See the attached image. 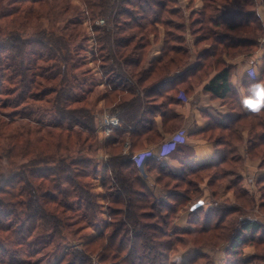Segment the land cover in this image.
Segmentation results:
<instances>
[{
  "label": "trees",
  "instance_id": "trees-1",
  "mask_svg": "<svg viewBox=\"0 0 264 264\" xmlns=\"http://www.w3.org/2000/svg\"><path fill=\"white\" fill-rule=\"evenodd\" d=\"M79 1L85 7L88 16H91L94 21L101 18H114L116 23L120 24L118 18L124 16L131 18L132 13L133 17L127 31H123L120 25L116 27L115 31L105 26H97L93 29L100 54L99 57L94 58V61L101 62L100 69L104 71L109 82L103 96V107L109 111L110 116L117 117L123 126L121 129L115 130L104 145L108 156L105 161V177L102 183L103 189L106 190L104 201L107 203L108 210L105 226L97 236L82 245L80 252L78 249L72 250L73 253H68L58 264H93L92 254L94 255L98 251L102 254L99 255L101 264H156V262L160 263L159 258L161 260L173 249L186 245L187 238L191 243L197 244L200 243L199 240L202 237H205V241L208 243L214 238H219V235L225 231H229L228 239L234 236L228 254L235 259V264H255L254 261H246L243 257V250L247 247H254L257 253L264 258V223L247 219V211L255 207V199L243 190L240 184L236 183L232 186L236 206L217 205L207 213L198 210L194 214L196 219L193 221L194 225L192 224L193 229H175L173 233H170L174 221L169 220L168 215L161 223L150 222L154 221L156 217L147 211V200L149 198L155 203L158 201L143 179L139 177V169L134 161V154L139 152L145 142H159L162 139L155 122V117L161 113L160 108L156 107L157 104L161 103L162 107L165 106L168 109V104L173 103L181 92L187 94L192 85H198L207 80L214 68L217 70V74L205 86V91L213 99L231 105L237 113L234 126L225 127L218 139L227 147L240 142V132L249 129L259 137L254 144L249 146L248 155L252 159H264V108L259 113H254L250 109L248 113L243 112L242 103L234 92L230 81L232 67L229 65L234 56L251 51L257 45L255 39L262 25L261 16L258 14L260 1L203 0V9L191 13L187 22L184 11L177 7L178 0H120L126 7L120 5L119 10H116L117 0ZM0 4V21H6L22 28L29 21L39 18L38 13L45 8L47 3L43 0H14L2 5L3 0H0ZM192 4L193 0H190V6ZM261 4L264 6V2ZM168 16L170 18H167ZM158 26L165 29L164 48L161 57L148 66L146 58H148L151 47L150 38L158 37ZM129 31L133 33L119 37L123 32ZM187 34L195 38L198 37L196 45L208 47L198 58L197 64L189 69L187 66L191 61L192 54L187 49L185 39ZM54 35L51 37H55ZM74 36L65 34V36L54 39L56 53L61 56L64 52L66 53L65 57L58 58V60L63 59L64 68H68L70 65L71 50L69 46L78 37ZM18 38L15 40L21 46L19 51V55H21L22 49L24 51L26 47ZM52 60L54 59L43 60L40 56L37 58V61L43 62ZM37 61L33 64H26L25 59L15 56L9 64L5 60L0 61L1 70H12V74H14L12 79H5V83L14 88H6L3 85V88L0 89V95L9 98L7 103L1 104V108L3 110L13 109V115L0 116V137L5 136L4 140L8 142L6 153L14 160L24 157L35 144L39 145L44 140H47L52 149L56 146L62 149L64 142H66V144L64 143L66 150L70 146L69 136L66 141L62 142V134L57 135L53 132L48 133L46 138H42L40 142H32L30 139L27 142L26 136L29 137L32 132L27 133L21 126H16L15 121L18 118H23L21 107L24 110V106L29 100L38 102L41 98L39 91L41 85L40 82H36V79L40 78V70H43V67H40ZM55 72H57V78L59 77L61 80L60 88L74 79L70 78L66 71L59 72L57 70ZM179 72L181 75L170 81L169 78ZM48 78L50 77H46V80ZM263 81L264 73L259 80L251 77L247 87L250 94L248 99L254 96L256 86ZM65 90L63 89V92L57 95V107H59L60 113L65 115V120H69L81 129L87 135L88 140L95 143L98 138L99 117L104 110L94 113L91 109L92 99L90 96L73 100L65 97L63 101ZM11 99L13 100L11 101ZM65 104L75 107L63 110L62 106ZM166 115L167 112H165L164 118ZM167 117L168 119L172 117L171 113ZM166 118L165 123H167ZM128 126L133 127L134 130L129 131ZM228 130L231 132L227 135ZM76 137L80 139V135H76ZM127 138L130 139L131 149L130 154L124 156L123 147ZM90 148L93 149V147ZM234 165L235 161L227 156L216 166L186 170L182 176H178L172 174L157 159H152L147 163L148 169L159 175L158 183L162 187L171 189V185L174 184L176 185L174 188L182 190L181 193L174 196L175 199H173V195L169 196L172 204L174 202L180 205L189 204L193 200L187 194L197 192V185L203 182V174L211 173L212 182L220 189L223 187L222 183L227 182ZM82 175L85 178L88 177L87 172ZM67 182H71L72 193L65 189L63 193L61 191V194L68 196L74 193L77 195L76 205L65 203L61 208L72 212L81 210L83 207L92 212H95L97 208L100 209L99 203L94 201L96 195L86 192L88 185L85 186L75 180ZM259 185L262 198H264V179L260 181ZM30 188L32 189L33 186ZM39 188L43 189L41 186ZM2 194H4V189L0 187V196ZM47 194H51V192L47 190L42 195L40 194L41 198L45 199ZM40 195H37V201ZM52 203H55V200H52ZM163 208L169 216L174 210L169 207ZM34 209L41 214L44 210L40 204L35 205ZM259 211L264 214V202L260 205ZM232 216H237V219L228 225V219ZM241 219L246 221L240 223ZM12 227L0 221V232H11ZM20 236L23 238V235ZM157 246L163 250H158ZM258 260L261 261V259Z\"/></svg>",
  "mask_w": 264,
  "mask_h": 264
},
{
  "label": "rangeland",
  "instance_id": "rangeland-1",
  "mask_svg": "<svg viewBox=\"0 0 264 264\" xmlns=\"http://www.w3.org/2000/svg\"><path fill=\"white\" fill-rule=\"evenodd\" d=\"M10 1L14 0H3L2 5H6ZM43 1L47 4L38 13L39 18L29 21L22 28L6 21H0V61L5 60L9 64L14 60V56L25 59L26 64H33L37 61L38 56L42 57L43 60L54 59L48 62L37 61V64L43 67V70H40V78L36 79V82H40L41 85L39 88L41 98L38 102L29 100L24 106V110L21 107L23 118H18L15 123L16 126L24 128L27 133L32 132V135L26 136L27 142L29 139L32 142H40L42 138H46L48 133L53 132L57 135L62 134V142L66 141L67 136H69L70 146L66 150V142H64L62 149L57 148V146L52 149L47 140H44L39 145L35 144L24 157L14 160L6 153L8 142L4 140L5 136L0 137V187L4 189V194L0 196V221L5 225L13 226L11 232H0V264H58L68 253H73L72 250L78 249L80 252L82 245L97 236L108 219L107 203L104 201L106 190L102 187L105 177V160L103 159L108 157L104 147L105 142L98 134L95 143L88 140L87 135L81 129L69 120H65V115L60 113L59 107H57V95L66 89L62 98L63 101L65 97L73 100L90 96L92 99L90 102L91 109L94 113L98 111L100 113L103 109V113L110 114L104 107L100 108L109 82L108 77L103 73L104 71L100 69L101 62L94 61V58L99 57L100 54L93 29L97 26H105L115 31L116 27L120 25L123 31H127L128 25L132 22L133 13L131 18L126 16L118 18L120 24L116 23L114 18H101L94 21L91 16H88L85 7L79 0ZM178 1L177 7L185 13L187 10L182 8L185 2L183 0ZM120 5L126 7L120 0H117L116 10H119ZM185 16L187 22L188 14ZM100 21H104V23L100 24ZM175 21L178 23L177 20ZM130 33L133 32H123L119 37H125ZM53 34L55 37L52 38ZM65 34L78 36L69 46L71 56L69 57L70 65L68 68H64L63 59L58 60L62 56L65 57L66 53L64 52L61 56L54 49V39L65 36ZM18 37L26 47L24 51L22 49L21 55H19L21 46L15 40ZM57 70L59 72L66 71L68 76L75 80L71 79L60 88L61 80L59 77L57 78V72H55ZM13 77L12 70L0 69V89L3 88V85L13 89V86L5 83V79L9 80ZM46 77L50 78L46 80ZM8 99L7 96L0 95V116L4 114L13 115L12 108L7 110L1 108V104L7 103ZM63 101L61 102L63 103ZM70 107L72 106L65 104L62 109L68 110ZM76 135H80V139H77ZM86 172L87 178L82 175ZM209 175L208 173L203 174L202 181L211 179ZM71 180L85 186L88 185L86 192L96 195L95 197L93 195L95 198L93 200L99 203L100 209L97 208V211L92 212L83 207L81 210L72 212L61 208L65 203L76 205L77 195L74 193L68 196L61 194V191L63 193L65 189L72 193L71 182H67ZM226 183H222L223 186ZM30 186L33 188L31 189ZM40 186L43 189L39 188ZM171 186L172 197L181 193V189L174 188L176 185L172 184ZM47 190L51 194H47L45 199L41 198V195ZM37 195H40L38 201ZM199 195L198 192L187 194L193 200ZM52 200H55V203H52ZM261 200L264 201L262 193ZM39 204L44 208L42 214L34 209L35 205ZM146 204L148 205L147 211L156 217L154 221H148L161 223L166 219V215H168L169 220L174 221L170 233H173L175 229H180L175 226V221L182 213L184 214L189 205L188 203L180 205L174 202L172 204L170 199L167 202L155 203L149 198ZM222 205L232 207L230 203L226 202ZM162 206L174 209L170 216L166 214ZM84 217L86 218L84 219ZM195 219L194 214L190 216L188 220L190 225L187 229L194 228L192 224L194 225ZM235 219L237 216L230 217L227 224H232L231 222ZM21 227L23 228L21 229ZM20 235H23V238ZM228 238L229 231H225L219 235V238H214L208 243H206L205 237H202L199 240L200 243L197 244L191 243L187 238L186 245L173 249L161 260L159 258L160 263L156 262V264H220L214 257L205 254L198 256L195 251L203 249L218 252L217 250L221 245L228 244ZM157 249L163 250L160 246H157ZM187 249L189 252L185 256L179 255ZM76 254L78 255L77 251ZM99 255H102L99 251L94 255L92 254L93 264L100 262ZM202 255L203 257H201ZM224 257H226L224 264L236 263L230 254L227 253L225 256L222 253L221 259Z\"/></svg>",
  "mask_w": 264,
  "mask_h": 264
},
{
  "label": "crops",
  "instance_id": "crops-1",
  "mask_svg": "<svg viewBox=\"0 0 264 264\" xmlns=\"http://www.w3.org/2000/svg\"><path fill=\"white\" fill-rule=\"evenodd\" d=\"M185 14L188 16L193 12H198L203 9V0H193L192 6H190V0H183ZM258 1V0H257ZM260 6L258 7V14L261 16L262 25L255 39L257 44L251 49V51L240 53L231 59L229 65L232 67L231 72V84L234 92L239 97L242 103V110L244 113H248L249 108L245 105V100L248 99L249 93L247 90L251 77L255 80L261 79L264 73V6L261 4L264 0H259ZM224 10V9H223ZM223 12V11H222ZM225 12V11H224ZM223 12V13H224ZM158 37L152 36L150 38L151 47L148 53L147 65L149 66L155 60L161 57L162 50L164 48L165 29L158 26ZM187 42V49L192 54L191 61L187 68L194 67L198 58L204 50L208 47L206 45H196L198 37H192L190 34L185 36ZM217 74V70L214 68L210 77L204 82L198 85H192L187 94L181 92L179 97L171 104H168V109L162 107L161 103L157 104L161 113L155 117V122L162 139L159 142L144 143V146L139 149L145 151L152 149L155 155L154 159H157L164 167H166L172 174L182 176L186 170H196L201 167L218 165L226 159L227 156L231 157L235 161L234 167L231 169L230 175L227 178L228 184L220 189L212 182L211 179L199 183L197 192L200 194L186 207L184 214L176 219L175 226L182 230H186L189 227V218L195 214L196 211L202 210L208 212L213 210L217 205L230 203L232 206H236V200L234 190L232 186L236 183L240 184L242 189L248 194L252 195L255 199V207L252 210H248L247 219L252 221H259L264 223V214L260 213L259 207L264 202L261 200L260 181L264 179V159H252L248 155V148L256 141L257 135L253 134L249 129L242 130L240 132V142L230 144L225 147L220 142L219 135L224 132L225 127L234 126V119L237 117V113L233 107L226 104L224 101L215 100L212 96L205 91V86L214 78ZM181 75V72L174 74L169 79L170 81ZM260 84H264V81ZM184 97L188 100L185 102ZM104 100H101L100 108H103ZM165 112L172 117L167 119L165 123ZM234 129V128H233ZM232 130V129H231ZM228 130L227 135L231 132ZM185 131L187 135V141L181 145L176 152L166 158H158L156 153L159 145L165 141L170 135L178 132ZM232 145V146H231ZM150 161V160H149ZM148 161V162H149ZM139 177L148 186L155 199L167 202L169 196L172 194V190L165 189L158 183L159 175L155 172H151L148 169L147 164L142 169H139ZM211 174V173H208ZM211 178V175H209ZM208 177V178H209ZM167 200V201H166ZM202 201V203H201ZM246 221L245 219H241ZM239 223V224H240ZM234 236L228 239V244L221 245L217 250H203L197 249L195 254H205L214 257L220 264H224L226 257L221 259L222 253H228L230 244ZM189 250H184L180 256H185ZM218 253V254H217ZM244 259L246 261H254L259 264H264V258L257 253L253 247H247L244 249ZM258 259H261L259 261Z\"/></svg>",
  "mask_w": 264,
  "mask_h": 264
},
{
  "label": "built area",
  "instance_id": "built-area-1",
  "mask_svg": "<svg viewBox=\"0 0 264 264\" xmlns=\"http://www.w3.org/2000/svg\"><path fill=\"white\" fill-rule=\"evenodd\" d=\"M104 21H100V24H103ZM254 78V77H253ZM183 100L186 102L188 99L183 98ZM123 126V123L115 116L107 115L105 112L102 113L99 117L98 122V128H97V134L100 138L103 139V141H107L112 133L115 130L121 129ZM129 131H133V127L128 126ZM187 141V135L185 131H178L172 135H170L165 141H163L159 147L157 148L158 152L156 153L158 158H166L169 157L171 154L177 151V149L185 144ZM131 149V142L130 139L127 138L126 142L123 147V155L127 156L130 154ZM155 155L153 153L152 149L136 152L134 154V161L138 169H142L146 166L149 160L154 159ZM108 157L104 158L103 160H107ZM102 160V161H103ZM94 264H101L100 262L94 263Z\"/></svg>",
  "mask_w": 264,
  "mask_h": 264
},
{
  "label": "clouds",
  "instance_id": "clouds-1",
  "mask_svg": "<svg viewBox=\"0 0 264 264\" xmlns=\"http://www.w3.org/2000/svg\"><path fill=\"white\" fill-rule=\"evenodd\" d=\"M245 105L254 113H259L264 108V84L256 86L254 96L245 100Z\"/></svg>",
  "mask_w": 264,
  "mask_h": 264
}]
</instances>
